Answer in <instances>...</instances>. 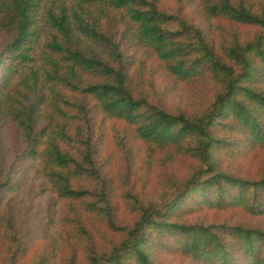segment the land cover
Segmentation results:
<instances>
[{
	"label": "trees",
	"instance_id": "16d2710c",
	"mask_svg": "<svg viewBox=\"0 0 264 264\" xmlns=\"http://www.w3.org/2000/svg\"><path fill=\"white\" fill-rule=\"evenodd\" d=\"M0 35V264H264V0H0Z\"/></svg>",
	"mask_w": 264,
	"mask_h": 264
},
{
	"label": "rangeland",
	"instance_id": "374dc122",
	"mask_svg": "<svg viewBox=\"0 0 264 264\" xmlns=\"http://www.w3.org/2000/svg\"><path fill=\"white\" fill-rule=\"evenodd\" d=\"M163 3H164V7L166 8V9H173V8H176L177 7V3H178V0H163ZM195 6H193V7H188V10H187V14L188 15H191V14H195ZM4 44H5V42H4V40L2 39V36L0 35V50L4 47ZM166 76H161L160 74L157 76V79L158 80H162L163 82H166V78H165ZM186 94H188V93H183V92H179V94L178 95H175L174 97H173V102L174 103H177V104H182V105H185V104H187V103H190L191 101H192V99L189 101V102H187L189 99H186V97H188V96H186ZM186 99V100H185ZM9 133V131L6 133V135ZM109 134L111 135L112 134V132H110L109 131ZM7 137V136H6ZM38 191V189L36 190V192ZM36 192H32V194L29 196V199H31L32 197H34V195L36 194ZM49 201V200H48ZM48 201L46 200L45 201V204L47 205V203H48Z\"/></svg>",
	"mask_w": 264,
	"mask_h": 264
}]
</instances>
